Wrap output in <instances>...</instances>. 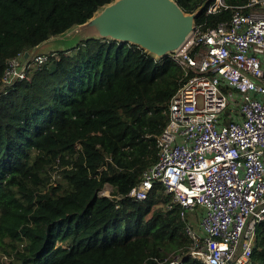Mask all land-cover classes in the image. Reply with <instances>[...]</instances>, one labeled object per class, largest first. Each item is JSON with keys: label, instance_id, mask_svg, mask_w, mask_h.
I'll return each mask as SVG.
<instances>
[{"label": "trees", "instance_id": "trees-1", "mask_svg": "<svg viewBox=\"0 0 264 264\" xmlns=\"http://www.w3.org/2000/svg\"><path fill=\"white\" fill-rule=\"evenodd\" d=\"M109 1L0 0V83L9 58ZM215 1L176 0L186 12L205 3L195 20L203 30L249 0L207 11ZM26 72L0 88V264H205L189 248L172 257L148 245L186 234V213L183 220L178 205L165 207L170 195L160 183L143 200L128 196L157 160L181 68L169 56L95 39L49 52ZM106 184L111 196L100 194ZM251 264H264L261 227Z\"/></svg>", "mask_w": 264, "mask_h": 264}, {"label": "built area", "instance_id": "built-area-1", "mask_svg": "<svg viewBox=\"0 0 264 264\" xmlns=\"http://www.w3.org/2000/svg\"><path fill=\"white\" fill-rule=\"evenodd\" d=\"M170 58L185 80L165 109L157 160L128 196L143 200L160 183L170 195L165 207L178 205L181 219L201 209L199 231L186 220L191 255L206 264H251L257 230H264V0H249L205 30L195 25ZM46 59L9 58L0 88ZM111 191L106 184L100 194Z\"/></svg>", "mask_w": 264, "mask_h": 264}, {"label": "water", "instance_id": "water-1", "mask_svg": "<svg viewBox=\"0 0 264 264\" xmlns=\"http://www.w3.org/2000/svg\"><path fill=\"white\" fill-rule=\"evenodd\" d=\"M221 1L216 0L213 6ZM204 6L203 2L186 12L176 0H111L98 6L84 22L73 24L25 51L23 57L27 62L34 53L67 52L81 41L95 39L136 45L156 60L171 57L187 43Z\"/></svg>", "mask_w": 264, "mask_h": 264}, {"label": "rangeland", "instance_id": "rangeland-1", "mask_svg": "<svg viewBox=\"0 0 264 264\" xmlns=\"http://www.w3.org/2000/svg\"><path fill=\"white\" fill-rule=\"evenodd\" d=\"M46 46H48V45H46ZM43 48H45V47H43ZM49 52H52V51H47L45 53L48 54ZM53 53H57V52H53ZM185 212H186V218L188 220L189 227L195 231H199V228L197 226L198 225V219H199V212L194 211V210H191V211L186 210ZM162 239H163V241L164 240L165 241L163 242V241H161V239L159 240L158 238H152L151 240L148 241V245L157 244L159 246H162L163 250L169 256H172V257H175L178 254H180V252H182L183 249L190 248V240H189L187 234H185V235L172 234V235H170L168 237H164ZM1 259L5 260V256H3V258L1 257Z\"/></svg>", "mask_w": 264, "mask_h": 264}, {"label": "crops", "instance_id": "crops-1", "mask_svg": "<svg viewBox=\"0 0 264 264\" xmlns=\"http://www.w3.org/2000/svg\"><path fill=\"white\" fill-rule=\"evenodd\" d=\"M201 209H197V208H195V210L194 211H197V212H199ZM200 213V212H199Z\"/></svg>", "mask_w": 264, "mask_h": 264}]
</instances>
